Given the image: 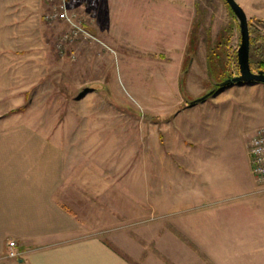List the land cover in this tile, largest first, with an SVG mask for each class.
<instances>
[{
	"label": "rangeland",
	"instance_id": "obj_1",
	"mask_svg": "<svg viewBox=\"0 0 264 264\" xmlns=\"http://www.w3.org/2000/svg\"><path fill=\"white\" fill-rule=\"evenodd\" d=\"M251 3L258 71L264 2ZM185 14L190 44L170 48ZM240 44L226 0H0V134L53 142L82 237L133 264H264V185L257 215L205 192L233 185L264 125L263 82L221 85L240 74Z\"/></svg>",
	"mask_w": 264,
	"mask_h": 264
},
{
	"label": "crops",
	"instance_id": "obj_2",
	"mask_svg": "<svg viewBox=\"0 0 264 264\" xmlns=\"http://www.w3.org/2000/svg\"><path fill=\"white\" fill-rule=\"evenodd\" d=\"M237 1L247 15L248 8L253 6L250 2L256 1L259 5L264 2ZM185 18L187 14L181 16V24L167 26V31L171 32L167 41L170 48L185 49L190 44V28L185 24ZM9 63L7 58L0 56V82L8 80L6 65ZM9 79L21 78L13 76ZM2 87L5 89L6 85L0 89ZM4 94L0 93V96L4 97ZM17 130L20 132L21 129L9 131L12 136L0 134V264H133L101 237H82L79 217L58 197L69 180L61 151L43 137L18 136ZM246 150L238 159L241 172L233 185L227 181L213 189L214 192L211 190L213 193L205 192L213 194V200L229 197L234 200L231 202L235 208L250 210L253 214L262 204L263 192L256 183L250 153ZM213 215L214 212L210 214ZM251 237L244 233L238 239H255ZM260 237L256 236V240L264 239ZM10 238L16 240L20 250L21 256L17 258L6 256Z\"/></svg>",
	"mask_w": 264,
	"mask_h": 264
},
{
	"label": "water",
	"instance_id": "obj_3",
	"mask_svg": "<svg viewBox=\"0 0 264 264\" xmlns=\"http://www.w3.org/2000/svg\"><path fill=\"white\" fill-rule=\"evenodd\" d=\"M234 11L235 15L240 21L241 26V44L238 48V63L240 74L231 76L221 83L222 86L237 84V83H251L263 82L264 83V70L259 69L253 71L250 60V47H251V34L249 27L248 15L244 8L238 3L237 0H226ZM205 97V96H204ZM202 99V98H201Z\"/></svg>",
	"mask_w": 264,
	"mask_h": 264
},
{
	"label": "built area",
	"instance_id": "obj_4",
	"mask_svg": "<svg viewBox=\"0 0 264 264\" xmlns=\"http://www.w3.org/2000/svg\"><path fill=\"white\" fill-rule=\"evenodd\" d=\"M63 10L64 6H56L52 16L61 14L62 17H67V14ZM73 32L77 33V30ZM72 35L68 34L64 39L70 38ZM249 153L251 168L255 179L259 184L264 185V125L259 126L252 135L249 144ZM7 256L12 258L21 256L15 239L10 238L7 241Z\"/></svg>",
	"mask_w": 264,
	"mask_h": 264
},
{
	"label": "trees",
	"instance_id": "obj_5",
	"mask_svg": "<svg viewBox=\"0 0 264 264\" xmlns=\"http://www.w3.org/2000/svg\"><path fill=\"white\" fill-rule=\"evenodd\" d=\"M218 89V88H217Z\"/></svg>",
	"mask_w": 264,
	"mask_h": 264
}]
</instances>
